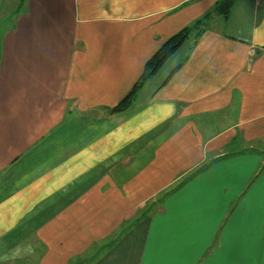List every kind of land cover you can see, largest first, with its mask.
<instances>
[{
  "label": "crops",
  "instance_id": "0c3cea01",
  "mask_svg": "<svg viewBox=\"0 0 264 264\" xmlns=\"http://www.w3.org/2000/svg\"><path fill=\"white\" fill-rule=\"evenodd\" d=\"M218 1L13 0L0 256L35 252L0 264H264V0H236L112 112Z\"/></svg>",
  "mask_w": 264,
  "mask_h": 264
},
{
  "label": "trees",
  "instance_id": "16d2710c",
  "mask_svg": "<svg viewBox=\"0 0 264 264\" xmlns=\"http://www.w3.org/2000/svg\"><path fill=\"white\" fill-rule=\"evenodd\" d=\"M235 3L236 0H219L211 11H208L192 24L184 27L166 40L156 54L147 61L144 72L132 91L112 109V112H123L130 109L134 104L140 89L150 78L160 71L166 61L187 41L198 39L208 29L215 16L219 15L228 19Z\"/></svg>",
  "mask_w": 264,
  "mask_h": 264
},
{
  "label": "rangeland",
  "instance_id": "374dc122",
  "mask_svg": "<svg viewBox=\"0 0 264 264\" xmlns=\"http://www.w3.org/2000/svg\"><path fill=\"white\" fill-rule=\"evenodd\" d=\"M13 6V0H0V40L6 28L12 23Z\"/></svg>",
  "mask_w": 264,
  "mask_h": 264
},
{
  "label": "clouds",
  "instance_id": "9594fccd",
  "mask_svg": "<svg viewBox=\"0 0 264 264\" xmlns=\"http://www.w3.org/2000/svg\"><path fill=\"white\" fill-rule=\"evenodd\" d=\"M35 252V248L31 243L26 244L23 247L18 246L16 249L12 251L11 254H5L0 256V260L9 261V260H20L24 259L27 256L33 255Z\"/></svg>",
  "mask_w": 264,
  "mask_h": 264
}]
</instances>
